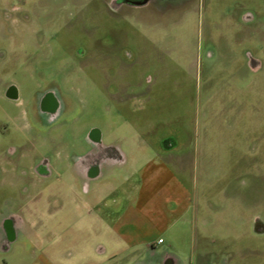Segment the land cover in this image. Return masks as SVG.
I'll return each instance as SVG.
<instances>
[{
	"label": "rangeland",
	"instance_id": "obj_1",
	"mask_svg": "<svg viewBox=\"0 0 264 264\" xmlns=\"http://www.w3.org/2000/svg\"><path fill=\"white\" fill-rule=\"evenodd\" d=\"M78 47L92 55L78 61ZM96 49H129L135 59L93 60ZM0 51L7 55L0 63V208L22 200L21 187L3 172L41 154L33 136L56 145L95 126L140 171L144 224L127 247L111 225L78 216L69 172L59 170L15 208L26 218L45 210L39 246L17 242L0 253V264H122L160 238L185 264H264V235L252 229L255 217L264 222V0H197L158 16L114 15L103 0H0ZM245 51L263 62L258 75L243 73L246 80L236 73ZM39 71L82 89L76 119L41 135L26 115ZM9 82L20 88L19 103L3 95ZM170 133L177 154L187 155L183 163L149 151L148 143ZM14 147L20 155L12 159Z\"/></svg>",
	"mask_w": 264,
	"mask_h": 264
},
{
	"label": "flooded vegetation",
	"instance_id": "obj_2",
	"mask_svg": "<svg viewBox=\"0 0 264 264\" xmlns=\"http://www.w3.org/2000/svg\"><path fill=\"white\" fill-rule=\"evenodd\" d=\"M196 1L103 0L114 15L139 10L148 12L153 16L176 13ZM202 54L200 53V55ZM91 55H88L82 47H78L75 52V58L78 61L87 60ZM94 55L93 60L100 58L105 62L119 60L125 63L135 59L134 54L129 49H124L119 53L96 49ZM203 55L207 59L212 54L207 52ZM6 56L5 52L0 51V63L7 59ZM241 57L243 58L244 69H238L236 73L242 74L244 77L242 79L246 80L247 78L243 73L247 75L248 72H251L258 75L261 72L263 62L251 52L245 51ZM234 72L231 71L229 80L231 83L237 84V81L233 79ZM151 80L148 77L146 83L150 84ZM72 87L69 86L68 88L65 83L62 84L54 78H47L42 71L38 72L37 84L26 109L27 118L37 134L41 135L42 132L51 131L65 122L76 119L77 110L74 100L77 99V95L81 93L82 89L81 86L75 89H71ZM79 87L80 89H78ZM3 95L12 102H20V88L14 82L6 84ZM33 137L36 139L33 145L41 150V154L34 155L31 162L26 165L20 163L13 170L3 172L10 174L12 178L10 183L13 186L21 187L23 197H20L22 200L17 201L5 200L0 208L1 254L11 252L14 245L20 241H27L31 245L39 246L42 235L47 231L46 222L41 219L46 216L45 210L42 208L34 213L29 212V218H26L23 213L21 214L15 208L20 205L19 201L22 202L25 197L33 194L32 190L42 189L53 183L54 173L59 170L69 172L71 179L69 189L73 195L69 204L78 216H89L98 221L103 217L104 210L119 213L124 209V204H133L140 198L142 186L140 175L130 169L129 157L121 145L116 141L106 143L104 134L98 127L92 126L84 134L65 136L62 138L64 142H59L56 145L50 136ZM62 144L64 145L60 146ZM147 146L150 148L151 154L155 156L154 158L173 159L180 157L177 154L179 140L172 133L158 139L156 144L148 143ZM18 154L19 149L15 147L9 152L12 159L17 158ZM150 160L147 158L146 162H151ZM106 184L109 186L104 191L103 186ZM30 199L38 201L40 197L32 196ZM31 216L35 218L33 221H30ZM252 229L255 234L264 235V222L260 217L254 218ZM162 245L152 244L145 247L140 255H134L122 264H185V260L177 253ZM97 252L104 253L105 248L99 246ZM43 264H47V261Z\"/></svg>",
	"mask_w": 264,
	"mask_h": 264
},
{
	"label": "crops",
	"instance_id": "obj_3",
	"mask_svg": "<svg viewBox=\"0 0 264 264\" xmlns=\"http://www.w3.org/2000/svg\"><path fill=\"white\" fill-rule=\"evenodd\" d=\"M187 155L184 154L182 156V159L185 161L187 158ZM170 159V158H169ZM168 159V160H169ZM180 162H182L181 157L177 158ZM183 163V162H182ZM137 170L135 169V172ZM136 173H139L140 177L142 175L140 174V171H137ZM143 185V183H142ZM109 185H104L103 190L108 188ZM143 192L142 187L140 188V193ZM105 193V192H104ZM141 201V198H139L135 203L133 204H124V209L121 210L119 213H114L113 211L110 210H104V215L103 217L100 218V221L102 224H105L107 226H110V230L116 231L124 240L125 244L127 247H131L134 242V235H135V230L137 227H142L144 224L140 222L138 219L139 217L143 216H138V202ZM143 218V217H142ZM165 241H163L162 244H164ZM152 244H158L157 241L153 242H148L145 241L143 244H141L142 247H148Z\"/></svg>",
	"mask_w": 264,
	"mask_h": 264
},
{
	"label": "water",
	"instance_id": "obj_4",
	"mask_svg": "<svg viewBox=\"0 0 264 264\" xmlns=\"http://www.w3.org/2000/svg\"><path fill=\"white\" fill-rule=\"evenodd\" d=\"M245 18H246V20H251L252 16L248 14L247 16H245Z\"/></svg>",
	"mask_w": 264,
	"mask_h": 264
},
{
	"label": "built area",
	"instance_id": "obj_5",
	"mask_svg": "<svg viewBox=\"0 0 264 264\" xmlns=\"http://www.w3.org/2000/svg\"><path fill=\"white\" fill-rule=\"evenodd\" d=\"M162 243H163V239L160 238V239L158 240V244H162Z\"/></svg>",
	"mask_w": 264,
	"mask_h": 264
}]
</instances>
